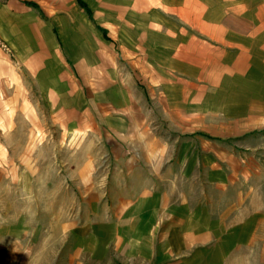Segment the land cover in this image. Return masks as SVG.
<instances>
[{
	"label": "crops",
	"instance_id": "1",
	"mask_svg": "<svg viewBox=\"0 0 264 264\" xmlns=\"http://www.w3.org/2000/svg\"><path fill=\"white\" fill-rule=\"evenodd\" d=\"M82 1L0 0L19 65L0 45V78L19 76L0 111L31 112L11 150L36 203L0 226V248L264 264V0ZM35 129L56 140L32 146Z\"/></svg>",
	"mask_w": 264,
	"mask_h": 264
},
{
	"label": "rangeland",
	"instance_id": "2",
	"mask_svg": "<svg viewBox=\"0 0 264 264\" xmlns=\"http://www.w3.org/2000/svg\"><path fill=\"white\" fill-rule=\"evenodd\" d=\"M0 45L4 48L7 54H11V59L15 63L16 61L10 48L7 45H3L2 42H0ZM15 65L18 69L19 65L17 62ZM9 76L6 75V77L0 78V84L2 83L3 85L4 83L7 84L19 80L18 73L12 74L10 77ZM15 92L17 91L13 89L7 90L0 88V103H7V101L9 102V98H13V96H15ZM31 96L34 95H29V98H31ZM6 108L8 114H4V109L3 111H0V226L3 225L5 221H16L17 217L21 212H23V209L26 207V205L30 207L36 205V203L23 201L19 195L17 182L20 176L19 157L21 155L14 153L11 150L18 148L23 149L26 145L27 138L21 136V133L26 126L23 127L24 124L17 121V117L18 114L21 115L23 111L26 113H29L30 111H21L19 108L14 106L11 108L9 105H7ZM15 120L17 124L15 129L18 132L16 139L13 140L20 144H17L18 146L13 147L10 144L12 139L7 133L15 125ZM32 135L33 138H31V140L33 141L32 146L34 147L49 146L51 145L52 140H56L52 137V134H47L42 129H35V135L34 131ZM105 159L106 158H104L103 161ZM13 185L16 186L12 188ZM29 211L28 219L35 220V217L33 216L35 211ZM23 245L24 246L21 248L20 243L17 242L15 243V246L13 245V247L9 250L0 248V264H70L69 258L67 257L59 256V258H56L51 242H42L34 238L32 242H24ZM59 245H61V243ZM73 262L74 264H122L121 260L117 258L115 251L110 252L109 256L102 260L84 259L81 257L76 258Z\"/></svg>",
	"mask_w": 264,
	"mask_h": 264
},
{
	"label": "trees",
	"instance_id": "3",
	"mask_svg": "<svg viewBox=\"0 0 264 264\" xmlns=\"http://www.w3.org/2000/svg\"><path fill=\"white\" fill-rule=\"evenodd\" d=\"M81 2V4H84L82 0H79Z\"/></svg>",
	"mask_w": 264,
	"mask_h": 264
}]
</instances>
